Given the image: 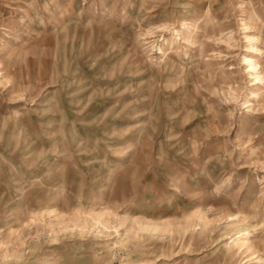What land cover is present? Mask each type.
Segmentation results:
<instances>
[{
  "label": "rangeland",
  "instance_id": "1",
  "mask_svg": "<svg viewBox=\"0 0 264 264\" xmlns=\"http://www.w3.org/2000/svg\"><path fill=\"white\" fill-rule=\"evenodd\" d=\"M250 44L264 0H0V264H264Z\"/></svg>",
  "mask_w": 264,
  "mask_h": 264
},
{
  "label": "bare ground",
  "instance_id": "2",
  "mask_svg": "<svg viewBox=\"0 0 264 264\" xmlns=\"http://www.w3.org/2000/svg\"><path fill=\"white\" fill-rule=\"evenodd\" d=\"M211 15H212L211 9L208 8L204 12V14H202L193 23V26L189 29V31H190L189 36H181L179 34V37H180V40L182 41L181 42L182 44L190 45L192 47V52L197 51L199 53V56H198L199 62H202L204 57H206L205 60H207L208 57H209L208 59H211V60L215 59L216 60V58H218L217 56H220V55H216L217 53H215V51H213V53L208 55V56H204L205 50L211 44L220 45V43H223V42L228 44L233 39L231 35L228 36V34H226L223 30H218V32H216V29L214 26L216 21H215V19H213L211 21V17H212ZM248 17L251 21L250 24H252V21H254L255 19H259L258 14L253 9H252V11ZM204 24L206 26L205 30L200 32L199 31V29L201 28L200 26L204 25ZM246 29H247V27H246ZM262 29H263V27H262ZM248 37L250 38V40L247 38L249 42L254 41V39L251 38V36H248ZM212 40H213V42H212ZM258 41H259V39H258ZM186 51H188V50L185 49V52L183 53L184 57L189 56V53ZM246 51L251 55L244 56L242 58V65L245 66L244 67L245 75L247 76V78L251 79L253 86H259L260 84H264V75H263L264 74V66L258 62V59H259L258 56L263 55L264 51L262 49H260L259 47H256V45H254V44H250L247 47ZM220 53H222V52H220ZM186 59H188V58H186ZM212 62H213V60H212ZM231 69H233V68H231ZM234 92H232V93H234ZM250 94H251V96L248 97V100L246 102L248 107L250 106V104H252L251 101H253L257 97H259L256 94V92L252 91ZM231 96H232V94H231ZM244 235H248V232H246ZM248 239L249 238H247V237L246 238H237L233 241V244L235 245V247H238V248L243 250L245 248H248L247 247L248 246Z\"/></svg>",
  "mask_w": 264,
  "mask_h": 264
}]
</instances>
